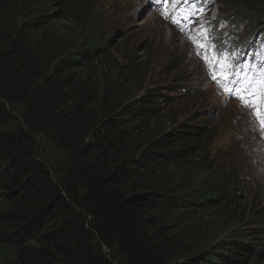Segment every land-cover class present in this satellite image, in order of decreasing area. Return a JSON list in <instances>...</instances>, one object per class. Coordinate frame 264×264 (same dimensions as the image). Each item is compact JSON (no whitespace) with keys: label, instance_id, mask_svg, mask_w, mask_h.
Returning a JSON list of instances; mask_svg holds the SVG:
<instances>
[{"label":"trees","instance_id":"16d2710c","mask_svg":"<svg viewBox=\"0 0 264 264\" xmlns=\"http://www.w3.org/2000/svg\"><path fill=\"white\" fill-rule=\"evenodd\" d=\"M76 1L0 0V264H264V228L203 215L230 180L175 191L200 135L162 134L153 94L104 75L106 36L54 31ZM252 1L224 0L258 25Z\"/></svg>","mask_w":264,"mask_h":264},{"label":"rangeland","instance_id":"374dc122","mask_svg":"<svg viewBox=\"0 0 264 264\" xmlns=\"http://www.w3.org/2000/svg\"><path fill=\"white\" fill-rule=\"evenodd\" d=\"M148 1L160 4L166 19L178 17L181 12L196 14L189 15L187 20L181 18L179 25L168 26L151 11ZM76 2L77 19L69 18L70 12H66L65 18L52 22L54 31L59 35L69 33L68 39L73 43L90 31L106 36L109 64L104 75L122 83L132 79L129 99L153 94L161 110L157 120L162 134L181 126L200 135V144L179 163L177 170L171 169L176 170L175 191H202L215 178L228 179L236 191L229 190V201L221 210L225 213L210 210L204 217L220 226L219 231L222 225L241 230L253 222L264 227V138L254 130L256 123L250 112L240 102L224 98L214 87L209 72L205 73L198 60L199 50L189 39L198 24L203 23L226 55L225 47L244 46L258 37L259 26L226 13L220 0H179L177 8L165 0ZM258 3L264 4V0ZM61 8L48 7L49 13ZM180 28H185L186 33H180Z\"/></svg>","mask_w":264,"mask_h":264},{"label":"snow or ice","instance_id":"6c2138e0","mask_svg":"<svg viewBox=\"0 0 264 264\" xmlns=\"http://www.w3.org/2000/svg\"><path fill=\"white\" fill-rule=\"evenodd\" d=\"M169 2L173 7L177 4V0H165V3ZM181 2L189 3L190 0H181ZM195 14V12L187 14L181 12L180 16L170 17V19L172 23L179 25L181 18L187 20L189 15ZM184 30L181 29V31ZM189 39L199 50L196 54L201 55L204 60L210 78L227 96L237 99L242 108L250 111L256 122L254 130L261 134V138H264V67L239 63V54L225 55L214 43L215 38L203 23L199 24L194 35Z\"/></svg>","mask_w":264,"mask_h":264},{"label":"bare ground","instance_id":"6f19581e","mask_svg":"<svg viewBox=\"0 0 264 264\" xmlns=\"http://www.w3.org/2000/svg\"><path fill=\"white\" fill-rule=\"evenodd\" d=\"M153 12H154V10H152ZM199 25V24H198ZM174 26H177V25H174ZM260 222H258V224H259Z\"/></svg>","mask_w":264,"mask_h":264}]
</instances>
